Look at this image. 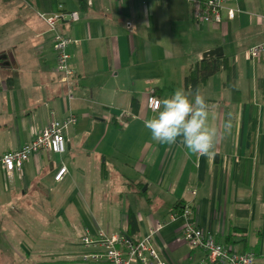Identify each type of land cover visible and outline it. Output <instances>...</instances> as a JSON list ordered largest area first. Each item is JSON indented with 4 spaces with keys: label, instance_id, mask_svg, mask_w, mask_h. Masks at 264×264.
Masks as SVG:
<instances>
[{
    "label": "crops",
    "instance_id": "crops-1",
    "mask_svg": "<svg viewBox=\"0 0 264 264\" xmlns=\"http://www.w3.org/2000/svg\"><path fill=\"white\" fill-rule=\"evenodd\" d=\"M83 1L0 0V56H8L0 62V154L32 140L53 117L77 116L65 153L42 150L12 175L0 169L1 254L16 244L30 257L50 233L59 251L42 257L81 264L74 260L84 253L75 251L82 236L125 234L133 211L138 239L155 231L168 264H211L184 238L187 219L172 218L179 201L199 227L264 264V55H247L264 40V0H229L236 15L224 11L220 23L199 20L207 0ZM60 10L58 29L75 40L67 80L57 70L54 32L39 16ZM217 47L235 78L226 86L221 70L200 93L218 126L231 115V136L211 157L189 153L179 139L157 144L144 126L148 97L190 91L185 76Z\"/></svg>",
    "mask_w": 264,
    "mask_h": 264
},
{
    "label": "built area",
    "instance_id": "built-area-1",
    "mask_svg": "<svg viewBox=\"0 0 264 264\" xmlns=\"http://www.w3.org/2000/svg\"><path fill=\"white\" fill-rule=\"evenodd\" d=\"M229 0H207L205 6L198 11L199 20L206 22L220 23L223 20V12L233 19L236 15V8L227 7ZM92 4V0H87ZM65 13L58 11L55 13L39 12V16L47 23L50 30L54 32L52 47L56 53L57 70L64 74L66 80L74 75V69L70 64L69 46L75 42L70 36L58 29V25ZM71 17L75 20L79 18L77 12H72ZM247 55L251 59L260 58L264 55V40L251 46L247 50ZM73 98V94H69ZM156 95L151 94L148 99V107L154 115ZM77 122L75 114H69L63 119L55 117L38 132L32 140L22 145L20 148L0 154V169L8 175L21 170L25 163L34 154L46 150L55 154H63L67 150L68 140L65 131L71 125ZM67 172V166L59 167L55 174L56 180H62ZM178 217L175 213L172 218ZM180 217L187 219L183 230V236L186 240L193 242L196 246L204 250L206 258L211 264H256L257 256L252 250L239 251L231 246L219 241L209 232L195 224L191 219V210L186 208ZM162 228L159 223L156 230ZM155 231L150 234L132 241L125 234L108 235L104 231H98L95 234L87 232L82 236L84 246L90 248V251L81 255L86 262H105L107 264H168L167 260L161 254L153 241Z\"/></svg>",
    "mask_w": 264,
    "mask_h": 264
},
{
    "label": "clouds",
    "instance_id": "clouds-1",
    "mask_svg": "<svg viewBox=\"0 0 264 264\" xmlns=\"http://www.w3.org/2000/svg\"><path fill=\"white\" fill-rule=\"evenodd\" d=\"M153 112L154 115L144 121L151 139L169 146L179 139V143L197 157L213 156L216 147L232 134L231 115L218 126L212 106L199 89L193 93L177 88L171 96L157 99Z\"/></svg>",
    "mask_w": 264,
    "mask_h": 264
},
{
    "label": "trees",
    "instance_id": "trees-1",
    "mask_svg": "<svg viewBox=\"0 0 264 264\" xmlns=\"http://www.w3.org/2000/svg\"><path fill=\"white\" fill-rule=\"evenodd\" d=\"M10 1V0H4ZM82 2H84L82 0ZM221 70H226L228 73L227 81L225 82L226 86L232 84L233 79L235 78V68L230 64L228 58L224 55L222 56H214L202 58L197 61L190 69L189 73L184 78L185 87L195 92L197 89L203 87V85L207 82V80L218 73ZM187 207L183 205V203L177 201L175 206L173 207L172 213H175L178 216H181L184 210ZM139 232V223L136 214L133 211H129L128 213V229L125 233V236L132 240L137 241ZM101 264H107L105 262H99Z\"/></svg>",
    "mask_w": 264,
    "mask_h": 264
},
{
    "label": "rangeland",
    "instance_id": "rangeland-1",
    "mask_svg": "<svg viewBox=\"0 0 264 264\" xmlns=\"http://www.w3.org/2000/svg\"><path fill=\"white\" fill-rule=\"evenodd\" d=\"M79 236L76 235V243L79 242ZM43 237L45 240V242H43L44 244L42 243V246H39L38 248H36L33 252V255H31L30 257L26 256L24 250L16 246V244H14L11 249L8 248L5 251H3L4 256L3 254H1L2 252L0 251V264H56V263H53V260L44 258L42 256L44 254H49V253H54L56 251H59V248L57 246H60L61 241L60 239L58 240L60 243L58 242L53 243L49 241V240H52V241L54 240L53 234H50V233L44 234ZM80 242H82V238ZM83 246L79 248L76 247L75 251H79L81 249L83 252L90 251V248L86 246L83 247ZM81 260L82 258L78 259L75 257L74 262L81 263V264L89 263V262H86L83 260L81 261Z\"/></svg>",
    "mask_w": 264,
    "mask_h": 264
},
{
    "label": "water",
    "instance_id": "water-1",
    "mask_svg": "<svg viewBox=\"0 0 264 264\" xmlns=\"http://www.w3.org/2000/svg\"><path fill=\"white\" fill-rule=\"evenodd\" d=\"M222 55H224L223 48L217 47V48L210 49V50L204 52L203 58L214 57V56L218 57V56H222ZM7 57L8 56L6 54H3L2 56H0V62L2 59H6ZM6 64H9V62L7 61Z\"/></svg>",
    "mask_w": 264,
    "mask_h": 264
}]
</instances>
